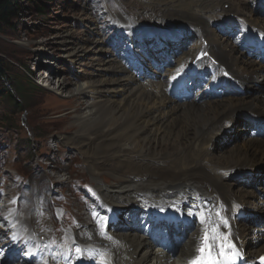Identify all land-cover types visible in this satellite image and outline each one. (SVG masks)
<instances>
[{
  "label": "bare ground",
  "instance_id": "6f19581e",
  "mask_svg": "<svg viewBox=\"0 0 264 264\" xmlns=\"http://www.w3.org/2000/svg\"><path fill=\"white\" fill-rule=\"evenodd\" d=\"M145 3L148 7L144 9L152 13L150 22L118 15L117 41L127 39L129 47H135L137 41L142 46L147 39H152L150 50L156 52L159 49L155 44L159 46L170 39L177 51L172 52L160 71L147 72L138 65L127 68L114 54L109 41L102 40L101 34L94 30L92 40L84 44L85 51L75 44L72 49L67 48L64 57L71 65L89 52L93 53L97 66L103 68L97 67L92 81L81 83L82 76L70 88L65 80L59 81L57 89L68 87L71 102L78 104L70 113L73 125L60 131L62 135L58 140L63 143L59 146L79 147L83 152L89 151L86 147L103 148L104 160L112 162L89 163L86 169L100 188L103 186L97 176L102 169H107L106 173L118 180L115 185L103 188L104 202L116 208L113 209L116 214L127 205L138 207L140 203L159 213L166 201L193 191L203 192L216 197L218 208L228 220V228L224 230L231 238L237 234L243 240L248 249L246 254L253 257L264 253L262 231L256 227L254 233L255 228L251 230L244 225L235 227L232 213L227 210L230 205L238 204L247 210H256L257 215L261 211L258 205L263 184L238 183L231 174L227 175L237 170L246 173L264 169V140L245 138L248 119L264 117V64L252 60L244 45L236 40L239 33L264 34V19L247 10L250 5L242 0H147ZM110 4L108 9L112 11ZM245 24L250 26L249 31L243 30ZM177 30L180 33L175 34ZM217 30H228L226 35L235 36L222 38ZM69 36L57 35V45H67ZM201 38L208 42L206 50L238 81L242 94L221 95L217 99L196 94L188 103H177L166 94L173 71L191 67L189 64L201 47ZM187 42L192 45L188 47ZM201 64L208 61L194 68ZM54 75L53 70H49L46 79L52 80ZM152 76L155 81L145 82V78L152 80ZM205 77L204 73L200 80ZM209 78L219 81L216 75ZM238 117L243 119L239 124ZM61 121L66 123V117ZM69 129L74 135L66 138L63 134ZM221 133H227L233 145L215 154L214 139ZM127 174H130L128 178ZM123 214L117 215L114 220L117 223L113 224L115 230L109 232L118 240L117 264H179L191 256L190 244L180 246L173 258L153 249L145 238L119 221ZM24 223L17 219L10 228L16 235L29 239ZM39 248L43 250L38 253L35 264H65L58 262L56 255L46 252L43 245Z\"/></svg>",
  "mask_w": 264,
  "mask_h": 264
},
{
  "label": "rangeland",
  "instance_id": "374dc122",
  "mask_svg": "<svg viewBox=\"0 0 264 264\" xmlns=\"http://www.w3.org/2000/svg\"><path fill=\"white\" fill-rule=\"evenodd\" d=\"M146 1L37 0L45 6L46 16L27 15L18 33L5 39L6 43H0V63L12 77L9 82L22 84L27 94L20 110L11 108L0 100V192L14 196L23 212L27 228L36 235L45 236L49 245H64L68 239L66 231L69 229L59 215L51 214L44 208L51 207L50 191L53 198V195L59 193V189H67L70 201H75L71 210L74 209L73 213L79 214L83 207L80 204L77 207L74 188L82 196L89 189L91 194H86L85 200L90 201L92 206H99L103 188L118 182L106 173L107 169H102L97 176L103 186L100 188L86 169V164L110 161L104 160L105 151L102 147H86L89 151L83 152L79 147L65 144L58 147L55 144L62 135L60 131L73 125L70 113L78 105L71 102L67 89L82 76L81 83L92 81L97 67L103 68L101 65L97 66L93 53L89 52L71 65L64 57L65 51L67 48L72 49L74 44L85 51L84 44L92 40L93 30L101 34L102 40L105 37L113 38L118 15L125 14L135 20L137 18V21L142 19L150 22L152 13L144 9L148 7ZM242 1L250 5L247 10H252L253 14L264 19V8L261 7L264 3H260L261 0ZM108 4L112 11L108 9ZM142 13L144 15L140 16ZM63 33L70 34L68 43L59 46L56 36ZM86 50L89 51V48ZM46 68L53 70L54 79H46L49 76ZM61 80H65L69 88L58 90ZM64 117L66 123L61 121ZM236 120L242 122L240 118ZM63 135L70 138L74 131L69 129ZM227 137H215V154L232 148L233 142ZM83 140L88 142L86 138H82ZM70 175L71 182L68 180ZM129 176L127 174V178ZM69 190L74 194L70 195ZM48 197L50 198L47 200ZM46 200L47 205L44 203ZM28 207L30 211H27ZM80 221L76 220L69 226L76 229ZM1 240L0 264H32L36 255L34 241H28L34 245H19L17 241L11 242L10 238L4 237Z\"/></svg>",
  "mask_w": 264,
  "mask_h": 264
},
{
  "label": "snow or ice",
  "instance_id": "6c2138e0",
  "mask_svg": "<svg viewBox=\"0 0 264 264\" xmlns=\"http://www.w3.org/2000/svg\"><path fill=\"white\" fill-rule=\"evenodd\" d=\"M193 207L197 208L198 211L193 212L189 209L187 215L193 217L194 222L200 224V228L193 237V252L188 264H239L242 253L233 242L231 234L224 230L228 228V220L223 216L222 210L215 205L212 207L194 205ZM93 219L97 222L101 238H107L111 242L112 237L107 235V218H98L97 214L93 213ZM100 220H104L105 224H101ZM74 252V257H64L66 264H69V262L75 264V260L83 258L93 261L98 260L100 264H108L104 255L94 250L85 252L76 246ZM260 259L264 264V257Z\"/></svg>",
  "mask_w": 264,
  "mask_h": 264
},
{
  "label": "trees",
  "instance_id": "16d2710c",
  "mask_svg": "<svg viewBox=\"0 0 264 264\" xmlns=\"http://www.w3.org/2000/svg\"><path fill=\"white\" fill-rule=\"evenodd\" d=\"M44 7L37 0H0V43H6L7 39L18 33L27 15L46 16ZM8 75L7 70L0 63V99L4 98V101H9L12 107L20 108L19 99L21 96L27 97V94L21 84L15 85L14 92L4 89L2 81L8 80Z\"/></svg>",
  "mask_w": 264,
  "mask_h": 264
}]
</instances>
